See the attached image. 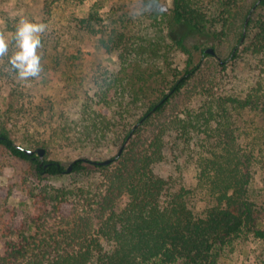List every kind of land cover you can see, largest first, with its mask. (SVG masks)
Instances as JSON below:
<instances>
[{"label":"trees","instance_id":"trees-1","mask_svg":"<svg viewBox=\"0 0 264 264\" xmlns=\"http://www.w3.org/2000/svg\"><path fill=\"white\" fill-rule=\"evenodd\" d=\"M5 1L0 0V33L9 51L0 57V150L27 164L34 184L23 179L22 202L31 204L35 213L20 221L15 213L6 218L0 209V264H223V255L235 242L250 237L264 241L259 225L264 219V14L249 18L243 42V51L258 60L255 84L245 92L209 94L207 89L198 107L188 106L139 145L142 130L200 68L178 29L224 38L242 0H171L167 12L159 9L161 0H138L135 13L112 9L108 16L100 11V1L85 16L67 18L70 26L59 28L53 27L55 10L83 0H42L38 22L21 15V0L14 7ZM257 1L252 15L264 10V0ZM251 9L243 15L242 27ZM21 18L47 25L37 50L42 71L49 69L46 57L60 56L67 44L64 36L71 30L96 37L101 50L117 57L113 65L97 63L88 70L93 92L82 96L75 116H59L52 136V142L81 150L110 149L122 145L143 118L117 159L99 165L77 158L70 164V173L105 171L103 189L41 184L67 173V168L44 155L40 159L36 153H25L47 151L51 144L33 136L28 121L26 135L21 140L14 135L26 115L18 104L27 90L20 82L35 84V77L18 79L9 65L8 57L17 50L12 33ZM176 53L186 57L182 67L175 65ZM27 115L32 112L27 110ZM165 163L176 164L179 172L191 167L194 187H176L177 176H162L159 168ZM5 190L1 199L13 187ZM71 198L74 214L67 217L62 207ZM193 199L203 203L200 211L193 209ZM93 206L101 212L95 223Z\"/></svg>","mask_w":264,"mask_h":264},{"label":"rangeland","instance_id":"rangeland-1","mask_svg":"<svg viewBox=\"0 0 264 264\" xmlns=\"http://www.w3.org/2000/svg\"><path fill=\"white\" fill-rule=\"evenodd\" d=\"M16 1L18 0H6L4 5L14 7ZM21 1V4H17L21 15L33 18L37 22L40 21L42 0ZM97 2H100V11L105 16H108L112 9H119L120 13L125 15L133 14L138 10V0H83L82 2L78 1L73 6L63 4V7H58L55 10L53 27L70 26V23L65 22L67 18L69 20L72 17L85 16L89 8ZM255 2L256 0H242L238 4L231 28L224 38L213 35V32L198 34L187 27L178 29L177 35H185V43L193 52L195 61H200V68L186 87L171 101L166 110L155 118L151 125L142 130L140 137L137 138L139 145L146 143L157 128L176 114L185 111L188 106L198 107L199 101H202L206 96L205 91L207 89L209 94L231 91L245 92L255 84L256 75L259 72L258 60L243 51L245 46L243 42L249 30L247 26L242 37L243 40L240 42V35L243 34V15L247 9L255 5ZM13 7L12 15H16L17 8ZM170 7L171 0L160 1L159 9L162 11L167 12ZM257 7L258 5L254 10ZM254 10L250 17L256 18V16L264 14V10L259 9L252 15ZM48 29L50 30V28ZM64 38H67L65 39L67 44L62 48L63 51L60 49L58 52L60 56L46 57L44 63L49 66V69L41 71L35 77V84L26 81L20 82V85L27 90L23 89V96L18 100V104L24 107L26 115L22 121L18 122L17 131L15 130L14 135L17 140H21L26 135L24 127L28 121L27 126L32 127L31 129L35 131L33 136L51 143L47 151H44V157L50 160H58L67 168L77 158H84L91 162L113 158L123 145V148L126 146L132 135L122 145L110 149L86 147L81 150L70 144L52 142L53 131L59 123V116L62 113L69 114V117L75 116L82 96L85 93L93 92V87L89 82L88 70L97 63L113 65L117 61L115 54L108 55L97 46L96 37L80 35L71 30L70 34L66 32ZM61 42L65 41L62 39ZM205 49H211L213 53H206L201 56V50ZM185 59L184 55L176 53L175 65L182 67ZM35 104L36 106H34ZM26 109L32 112V115H27ZM33 114L34 117L36 116L35 119ZM113 167L115 166L113 165ZM159 169L160 174L164 177L177 176L176 187L192 188L195 185L194 172L191 167L179 172L180 169L176 164L165 163ZM0 170V209H4L6 218L15 213L14 217L23 221L28 215L35 213L31 209V204L22 202L26 197L21 185L23 179L28 181L29 185L34 184L33 178L28 174V166L23 162L7 157L0 150ZM104 176L105 171L99 169L81 175L69 171L61 176L45 178L40 183L56 188L83 187L94 192L104 188ZM9 185L13 187L12 193L6 199H1L2 195L6 194L5 189ZM256 186L257 188L261 186L259 176L256 178ZM65 201L62 212L67 217L72 216L74 214L73 208L70 206L73 203L72 198ZM120 202H124V199H120ZM191 205L195 211H200L204 206L197 199H193ZM93 207L94 210L90 214L92 222L95 223L101 216V212L99 208L96 209V206ZM259 225L264 228V219H261ZM221 261L223 264H264V241L251 237L237 241L232 249L223 255Z\"/></svg>","mask_w":264,"mask_h":264},{"label":"clouds","instance_id":"clouds-1","mask_svg":"<svg viewBox=\"0 0 264 264\" xmlns=\"http://www.w3.org/2000/svg\"><path fill=\"white\" fill-rule=\"evenodd\" d=\"M46 28L43 22L35 23L26 18L18 21L12 33L17 50L8 57L9 65L18 79L27 80L41 73V56L37 50L42 47L41 33ZM8 51V40L0 33V57H4Z\"/></svg>","mask_w":264,"mask_h":264},{"label":"water","instance_id":"water-1","mask_svg":"<svg viewBox=\"0 0 264 264\" xmlns=\"http://www.w3.org/2000/svg\"><path fill=\"white\" fill-rule=\"evenodd\" d=\"M258 4H259V1H257V2L255 3V5L252 7L251 11L249 12L248 16L246 17V19H245V21H244L243 35L245 34L246 26H247V23H248L249 17H250V15H251V12L254 10V8H255ZM242 40H243V38L240 40V42H242ZM206 52H207V53H210V54L213 53L211 49H207ZM142 121H143V118H142L138 123H136V124L134 125L133 129H134L139 123H141ZM133 129H132V131L129 133V135H128L126 141H127V140L130 138V136L132 135ZM126 141H125V142H126ZM123 146H124V145H123ZM123 146L119 149L118 153H117L113 158L106 159V160H104V161L95 162V163H97V164H99V165H107V164H109L111 161H113V160H115V159H117V158L119 157V155H120L121 152H122ZM25 153L28 154V155L33 154V153H36V155H37L40 159H42V157H43V155H44V149H43V148H36V149H33V150L25 149ZM70 170H71V165H69V166L67 167V171L69 172Z\"/></svg>","mask_w":264,"mask_h":264}]
</instances>
